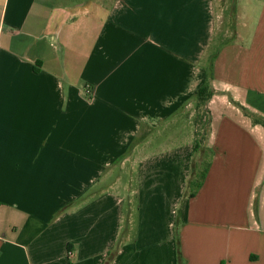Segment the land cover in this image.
<instances>
[{
	"label": "crops",
	"instance_id": "0c3cea01",
	"mask_svg": "<svg viewBox=\"0 0 264 264\" xmlns=\"http://www.w3.org/2000/svg\"><path fill=\"white\" fill-rule=\"evenodd\" d=\"M228 3L0 0V264H264V0L214 48Z\"/></svg>",
	"mask_w": 264,
	"mask_h": 264
},
{
	"label": "trees",
	"instance_id": "16d2710c",
	"mask_svg": "<svg viewBox=\"0 0 264 264\" xmlns=\"http://www.w3.org/2000/svg\"><path fill=\"white\" fill-rule=\"evenodd\" d=\"M213 56L209 59L207 73L202 86L196 92L197 100V115L195 118V139L194 153H202L207 155V159L203 164H199L193 158L192 161V176L187 184L186 195L194 197L202 187L204 180L211 166L212 151L208 147V139L211 127V112L208 107L209 101L214 94L213 88ZM199 166V167H198Z\"/></svg>",
	"mask_w": 264,
	"mask_h": 264
},
{
	"label": "rangeland",
	"instance_id": "374dc122",
	"mask_svg": "<svg viewBox=\"0 0 264 264\" xmlns=\"http://www.w3.org/2000/svg\"><path fill=\"white\" fill-rule=\"evenodd\" d=\"M219 1V0H218ZM232 0H229L230 3H228V8H225L223 10V7L219 8V16L217 17V31L215 33V43L214 48L220 44V42H224L227 40L232 39L233 37L237 36L236 32V25L239 23V20L237 21L234 17V14L231 15L232 10L235 12V8H232ZM242 1L246 0H235V3L241 4ZM210 49V51L207 52V55L205 56L204 60L205 62H209V59L212 55V53L215 52V49ZM209 63H207L208 66ZM207 159V155L198 153L195 157L196 162L199 164H203V162ZM199 167V166H198Z\"/></svg>",
	"mask_w": 264,
	"mask_h": 264
},
{
	"label": "built area",
	"instance_id": "2783aa9c",
	"mask_svg": "<svg viewBox=\"0 0 264 264\" xmlns=\"http://www.w3.org/2000/svg\"><path fill=\"white\" fill-rule=\"evenodd\" d=\"M87 91H90V88H87Z\"/></svg>",
	"mask_w": 264,
	"mask_h": 264
}]
</instances>
